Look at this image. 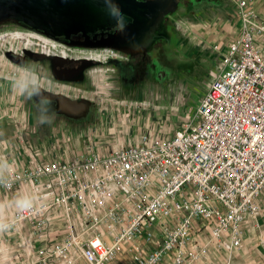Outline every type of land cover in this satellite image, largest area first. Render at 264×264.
Instances as JSON below:
<instances>
[{"label": "built area", "instance_id": "1", "mask_svg": "<svg viewBox=\"0 0 264 264\" xmlns=\"http://www.w3.org/2000/svg\"><path fill=\"white\" fill-rule=\"evenodd\" d=\"M228 2L241 26L211 56L214 75L194 120L105 152L65 159L29 150L25 164L8 165L0 187L13 192L28 183L33 205L16 206L2 217L0 230L29 227L39 240L49 229L62 228L43 245L38 264H199L212 243L229 263L244 245L247 226L259 227L264 2ZM16 39L31 50L37 43L38 51L69 54L59 48L64 43L36 30L0 31V44L8 41L13 49ZM22 72L17 63L7 76L19 79Z\"/></svg>", "mask_w": 264, "mask_h": 264}, {"label": "rangeland", "instance_id": "2", "mask_svg": "<svg viewBox=\"0 0 264 264\" xmlns=\"http://www.w3.org/2000/svg\"><path fill=\"white\" fill-rule=\"evenodd\" d=\"M196 1L198 6L189 7L188 14L178 16V25L189 43L201 51L197 59L190 68L164 81L142 82L131 93H124L114 77L115 60L119 62L124 56L119 52L58 45L70 55L94 57L85 77L71 80L51 76L47 64L40 59L21 61V53L29 49V45L23 40L20 42L16 39L17 45L13 49L8 41H3L0 44V102H17L20 107L17 119L28 122L31 118L35 125L29 141L9 144H13V148L24 155L32 150L59 154L60 157L68 159L82 151L111 150L132 139L140 138L144 133L150 136L166 135L174 132L184 122L194 120L201 94L214 75L213 64L208 57L217 55L224 49L241 26L240 17L228 0ZM256 1L258 4L264 2ZM5 30L26 32L31 29L22 26L0 28V31ZM11 38H8L9 41ZM30 47L35 51L40 48L37 43ZM17 63L23 67L21 77L9 78L7 72ZM25 76L28 79L35 77L37 83L21 93L19 85ZM7 82L14 85L9 87ZM39 88L61 92L76 99L83 97L84 107L75 113L62 112L54 106L51 98L38 99ZM29 91L32 93L30 98ZM40 120L45 122L41 123ZM48 120L50 122H46ZM19 190H3L0 197L13 198L18 195ZM261 205L259 227L248 225L249 229L245 233L251 248L247 262L241 257L233 260L232 256L228 263L227 255L212 243L209 254L199 264H264V244L257 240L262 229L264 235V199L261 200ZM54 228V231L62 232L58 225ZM11 238L9 244L16 243L13 235ZM54 240L47 237L43 245H50ZM3 241L2 244L6 245L7 240ZM31 242L33 245L39 243L38 239H32ZM3 257L4 255H0V258ZM13 257L22 259L19 255ZM6 263L0 261V264Z\"/></svg>", "mask_w": 264, "mask_h": 264}, {"label": "flooded vegetation", "instance_id": "3", "mask_svg": "<svg viewBox=\"0 0 264 264\" xmlns=\"http://www.w3.org/2000/svg\"><path fill=\"white\" fill-rule=\"evenodd\" d=\"M188 7L198 6L196 0H185ZM131 18L120 15L112 11H103L97 15L94 21L92 31L87 35L79 34L61 41L67 47H82L87 49H105L123 54V58L114 63V74L118 86L124 93H131L139 88L142 82H151L154 80L164 81L170 76L184 71L191 67L194 60L197 59L199 48L189 43L186 36L180 30L178 25V16L166 14L160 25L149 28L138 34L139 42L136 47L137 52L131 50L119 49L115 45H126L120 40L115 39V34L126 28ZM124 47H127L124 46ZM43 54V55H42ZM52 55H59L66 60L58 59L60 62L52 66ZM83 58L94 59L91 55L74 56L70 54L46 53L35 50H25L20 55V60L25 62L29 59L42 60L47 64L51 76L55 77L53 72L58 75L71 77L77 74V69L84 63ZM212 62V57H208ZM92 64V63H91ZM88 65L83 68V77L86 75ZM65 79V78H64ZM48 90L39 88L38 99L51 98L54 106L58 108L56 99L48 95Z\"/></svg>", "mask_w": 264, "mask_h": 264}, {"label": "water", "instance_id": "4", "mask_svg": "<svg viewBox=\"0 0 264 264\" xmlns=\"http://www.w3.org/2000/svg\"><path fill=\"white\" fill-rule=\"evenodd\" d=\"M103 11H112L131 18L130 24L115 34V39L126 45H115L119 49L137 52L138 34L149 28L159 26L166 14L184 16L189 13L185 0H0V28L5 26H22L44 33L56 39L70 38L79 34L87 35L97 15ZM64 41V40H62ZM43 55V54H42ZM52 66L59 55H52ZM83 64L77 74L71 77L54 76L76 80L83 77V68L92 63V59L83 58ZM58 102L62 112L75 113L82 110L85 99L72 98L61 92H47Z\"/></svg>", "mask_w": 264, "mask_h": 264}, {"label": "crops", "instance_id": "5", "mask_svg": "<svg viewBox=\"0 0 264 264\" xmlns=\"http://www.w3.org/2000/svg\"><path fill=\"white\" fill-rule=\"evenodd\" d=\"M7 84L9 87L14 85V83L9 82H7ZM19 109L20 107L15 101L6 100L0 102V178L5 176L9 164L15 163L17 165H23L27 160V157L26 155H24V153H22L20 150L16 151L13 148V144H9L29 141L31 132L35 129V127L33 128V126L35 125L32 124L31 118L28 122L25 120L17 119L19 117ZM24 119L27 118L25 117ZM51 143L54 144V142ZM40 153L46 158L60 157L59 154H50L41 151ZM3 190L5 189L0 187V196L1 191ZM24 196L31 197V191L28 183H22L19 193L15 197L9 199H2L0 197V214H3L0 215V222L2 220V217H7L17 206L16 201ZM248 229L249 228H246L244 231V245L240 250L236 251L233 254V260L235 257H241L246 262L248 261V254L249 251H251L250 245L248 244V239L245 236V233ZM54 230V227L49 229L48 234L41 237L38 240L39 243H37V245H33L31 242L32 239L34 241L37 240V238L33 237L32 231L29 230V227H26L25 229L20 228L18 231L0 230V255H4L3 258H0V261L7 262L6 264H38L39 255L47 237L50 239H55L56 236L60 233ZM261 233V236L257 240H259L258 242L261 241V243L264 244L263 229ZM12 235L14 237V240H16V243L9 244L10 239H12ZM2 239L7 240L6 245L2 244L4 242ZM18 255L22 257V259L19 260L18 258L13 257H18Z\"/></svg>", "mask_w": 264, "mask_h": 264}, {"label": "clouds", "instance_id": "6", "mask_svg": "<svg viewBox=\"0 0 264 264\" xmlns=\"http://www.w3.org/2000/svg\"><path fill=\"white\" fill-rule=\"evenodd\" d=\"M37 83V80L35 77H32L31 79H28L26 76L24 78H22V81L20 82V91L21 93H24L26 90L29 89V86H35ZM29 98L31 97L32 93L31 91L28 92ZM41 123H44L45 121L40 120ZM46 122H50V120L46 121ZM16 204L19 208L21 209H30L33 205V198L30 196H24L21 197L20 199H18L16 201Z\"/></svg>", "mask_w": 264, "mask_h": 264}]
</instances>
